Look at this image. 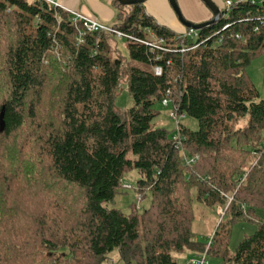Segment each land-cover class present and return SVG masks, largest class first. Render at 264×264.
<instances>
[{
	"label": "trees",
	"instance_id": "1",
	"mask_svg": "<svg viewBox=\"0 0 264 264\" xmlns=\"http://www.w3.org/2000/svg\"><path fill=\"white\" fill-rule=\"evenodd\" d=\"M114 7L112 27L138 40L125 39L127 58L61 5L0 0V264H103L113 252L123 264H176L211 237L192 238L199 209L224 210L207 252L215 264H264V98L246 73L264 53V1L220 8L185 53L143 5ZM146 29L161 50L143 43ZM167 91L196 130L152 123ZM132 170L139 202L151 200L124 213L112 205ZM241 221L257 229L230 253Z\"/></svg>",
	"mask_w": 264,
	"mask_h": 264
},
{
	"label": "rangeland",
	"instance_id": "2",
	"mask_svg": "<svg viewBox=\"0 0 264 264\" xmlns=\"http://www.w3.org/2000/svg\"><path fill=\"white\" fill-rule=\"evenodd\" d=\"M225 3V2H224ZM224 8V4L222 5ZM113 24H107L108 27H111ZM115 40L118 45V50L121 53L123 58H127V50L125 47V39H119L115 37ZM246 73L253 83L255 88L258 91V94L261 98H264V53L260 56L253 59L250 64L246 68ZM115 105L118 110L125 112L132 106V99L129 96L127 90V84L122 82L120 84V90L118 92L117 98L115 100ZM155 108L159 113V115L153 120L154 125L162 126L169 131H173L175 128L174 122L169 118L170 106L168 108L163 107L161 103H157ZM182 124L190 127L192 130L197 129V123L195 120L187 117L183 118ZM257 162L255 159L253 160V165ZM245 177V176H244ZM139 176L136 171L132 170L127 173L123 178V193L117 194L114 199L113 207L120 209L124 213H128L132 204L138 203V206L141 209H146L150 205V194L146 193V196L140 202L138 201V197L136 195L135 186L136 181ZM129 186V187H127ZM224 212L218 210V213L212 209H199L195 213V220L193 223V236L194 240H199L207 243L208 238L213 236L212 232L218 224L219 219L223 215ZM220 213V214H219ZM220 215V216H219ZM257 215L260 219L264 218V213L262 211H258ZM257 229V225L255 223H249L245 221L238 222L232 225L230 230V239H229V252L233 253L239 242L243 239L244 236H249L253 234ZM189 253L174 255V259L176 264H187L190 259ZM209 264L218 263V259H213L208 256ZM103 264H123L119 260V256L117 252H113L108 256V260Z\"/></svg>",
	"mask_w": 264,
	"mask_h": 264
},
{
	"label": "crops",
	"instance_id": "3",
	"mask_svg": "<svg viewBox=\"0 0 264 264\" xmlns=\"http://www.w3.org/2000/svg\"><path fill=\"white\" fill-rule=\"evenodd\" d=\"M62 7L96 18L100 23H116L117 9L114 0H54ZM219 8L226 0H212ZM239 2L243 0H229ZM183 18L193 24H200L211 20L212 13L201 0H176ZM144 10L152 16L158 24L164 25L175 32H180L183 26L172 11L168 0H147L143 4Z\"/></svg>",
	"mask_w": 264,
	"mask_h": 264
},
{
	"label": "built area",
	"instance_id": "4",
	"mask_svg": "<svg viewBox=\"0 0 264 264\" xmlns=\"http://www.w3.org/2000/svg\"><path fill=\"white\" fill-rule=\"evenodd\" d=\"M48 2H50L51 4L55 5V6H59L60 5L56 2H54L53 0H46ZM244 1V0H243ZM253 3H262L264 0H249ZM232 2L229 0H226L224 3V8L225 9H229L232 6ZM70 13L71 15V20L75 23L77 22H82L83 26L85 28L86 31L88 32H104L106 34L112 35L114 37H117L119 39H128V40H133V41H138L136 38L131 37L127 34L122 33L121 31L115 29L114 27H108L105 26L104 24L100 23L96 18H93L91 16L85 15V14H81L78 13L76 11H72V10H66ZM85 34L84 30L80 31L79 36H78V42H82V37ZM177 38L180 40V44L178 46L177 51L180 53H185L188 52L191 49L196 48V45H192L189 46L188 44L185 43V40L191 39L193 41H195L198 38V34H197V30H193V29H189V28H183L182 31L177 32ZM239 37V36H237ZM143 43L148 45L150 48H154V49H162L163 47V41L157 37H155V35L153 34V32L150 29H146L145 30V39L143 40ZM154 72L157 76L161 75V68L160 67H155L154 68ZM170 92L167 91L166 92V96L161 100V104L164 107H168L170 105V99L168 98ZM169 118L175 123V125H178V122L180 121V119L184 118V115H178L176 110L171 109L169 111ZM173 140L176 141L177 143V147H181V137L178 133V131L175 132V134L173 135ZM185 162L186 164H191L194 163L197 159V156L193 157V158H188L185 156ZM129 187V186H127ZM139 201V198H138ZM212 243V236L209 238L208 244L204 250V252L202 254H199L197 256H193L189 259V261L187 262V264H209L208 262V256H207V252L208 249L210 247Z\"/></svg>",
	"mask_w": 264,
	"mask_h": 264
},
{
	"label": "water",
	"instance_id": "5",
	"mask_svg": "<svg viewBox=\"0 0 264 264\" xmlns=\"http://www.w3.org/2000/svg\"><path fill=\"white\" fill-rule=\"evenodd\" d=\"M115 1L120 5V7H125V6H134V5H143L144 3H146L147 0H115ZM201 1L212 13V18L211 20L200 24H193L186 21L179 10L176 0H168V3L172 11L176 15L179 23L184 28H189L198 31L204 27L215 25L216 23L219 22L222 15L220 8L212 0H201Z\"/></svg>",
	"mask_w": 264,
	"mask_h": 264
}]
</instances>
